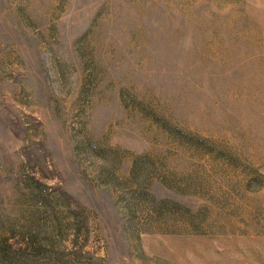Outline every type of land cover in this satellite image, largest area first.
I'll return each mask as SVG.
<instances>
[{"label": "rangeland", "instance_id": "374dc122", "mask_svg": "<svg viewBox=\"0 0 264 264\" xmlns=\"http://www.w3.org/2000/svg\"><path fill=\"white\" fill-rule=\"evenodd\" d=\"M3 242L264 264V0H0Z\"/></svg>", "mask_w": 264, "mask_h": 264}, {"label": "trees", "instance_id": "16d2710c", "mask_svg": "<svg viewBox=\"0 0 264 264\" xmlns=\"http://www.w3.org/2000/svg\"><path fill=\"white\" fill-rule=\"evenodd\" d=\"M29 247L34 249V245L33 244H30ZM19 252H20V248H18V247L16 248L14 245H8L7 242L0 243V254L5 255V259L6 260L8 259L9 255L11 253H19Z\"/></svg>", "mask_w": 264, "mask_h": 264}]
</instances>
